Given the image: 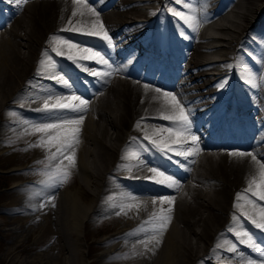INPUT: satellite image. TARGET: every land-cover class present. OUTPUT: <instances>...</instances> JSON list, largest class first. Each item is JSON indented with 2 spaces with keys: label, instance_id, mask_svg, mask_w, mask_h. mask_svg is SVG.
Wrapping results in <instances>:
<instances>
[{
  "label": "bare ground",
  "instance_id": "6f19581e",
  "mask_svg": "<svg viewBox=\"0 0 264 264\" xmlns=\"http://www.w3.org/2000/svg\"><path fill=\"white\" fill-rule=\"evenodd\" d=\"M213 1L211 10L199 11ZM185 2L188 7L176 0H80L79 7L87 3L99 14L114 45L109 47L101 36L84 34L96 17H73L76 0H0V168L14 175L13 191L0 207V227L19 222L4 229L12 239L5 253L15 263L264 264V231L234 207L249 180L259 179L258 167L249 155L230 154L251 153L264 163V0ZM168 8L195 17L198 26ZM69 19L81 30L61 31ZM53 35L98 51L112 68L95 58L80 60L85 71L57 56ZM91 70L111 74L97 77ZM225 78L226 88H218ZM157 87L191 112L198 152L165 154L143 138L146 130L171 126L159 118L163 101L151 91ZM70 95L86 100L87 111L58 110L83 116L75 166L61 184L50 178L47 151L35 146L42 134L32 126L55 122L41 111L44 103ZM28 160L29 170L17 167ZM28 173L40 177L19 183ZM163 177L176 184L155 182ZM165 197L173 204H162ZM247 199L256 201L251 193ZM240 203L252 209L246 200ZM170 206L171 222L159 244L146 248L141 241L153 233L145 221Z\"/></svg>",
  "mask_w": 264,
  "mask_h": 264
},
{
  "label": "snow or ice",
  "instance_id": "6c2138e0",
  "mask_svg": "<svg viewBox=\"0 0 264 264\" xmlns=\"http://www.w3.org/2000/svg\"><path fill=\"white\" fill-rule=\"evenodd\" d=\"M12 3H18V0H10ZM27 2V0H25ZM78 8L76 11H73L72 16L75 17L77 13L81 17L90 15L96 17L94 21H89L91 24L90 28H85L84 34L101 36L102 39L107 41L109 47H113V42L111 37H109L108 32L104 29L103 25L99 21V14L94 7L89 6L87 3H84L82 8L79 7L80 0H76ZM177 3L184 4L185 7H188L185 0H176ZM172 15L177 17L179 20L184 21L190 27L198 26V21L195 17H188L183 12L176 9L171 10ZM80 27L72 26V20L69 19L68 24L61 29V31H80ZM52 51L55 52L57 56H66L68 60L77 63L78 66L83 68L85 71H89L85 65L79 64L80 60H87L95 58L97 63L107 67L112 68V65L109 63V60L105 58L104 55H101L98 51H93L88 47H79L74 43H69L66 39H63L59 36L53 35L51 38ZM75 49L78 52L77 55H73L72 51ZM43 57H48L49 53L44 51L42 53ZM41 65H44V60H41ZM54 66V65H50ZM226 67H231L227 65ZM93 76H108L111 73L104 72L101 73L96 70H91L89 72ZM55 78V77H53ZM64 84H67V80L61 81ZM247 82V81H246ZM227 86V79L220 82L218 88L224 89ZM145 91L149 90L147 84L144 85ZM151 91L158 94V96L153 99H162L163 106L160 110L159 118L171 122V126H161L159 128H152L150 131L146 130L144 132V139L150 140L152 146L157 150L167 154L168 152H174L177 155L181 153H186L192 155L194 152H198V143L199 138L196 134L192 132V120L191 112L186 111V107L181 104L176 95L171 94L168 91H161L160 88H152ZM78 100L79 104H70L69 101ZM68 109L70 112L75 113H84L87 111V101L81 99L78 96L70 95L68 97H57L55 102L49 105V103H44L43 109L41 111H47L48 114L53 117L55 122L44 123L40 125H33L32 130L34 133L42 134L38 143L35 145L37 147L43 148L47 151V162L48 166H51L54 170L49 174L50 178H54V182L64 183L70 177V168L75 166V150L74 146L79 142L78 133L80 131V125L83 123V116L72 117L68 115L67 112H61L58 110ZM141 122H137V127L140 126ZM166 133L167 135H163ZM155 137V139L153 138ZM135 139V138H134ZM191 141V145L188 148H184L183 144ZM177 144L179 147H172V145ZM55 149V152L52 151ZM231 155H238L244 157L245 155L251 156L252 162L258 167V176H253L248 183V187L244 192L238 193L236 196V203L234 207L241 212L243 216L251 221V223L259 230L264 231V205H260L258 201H264V163H261L257 157L251 153L244 152H233ZM67 160V166L64 165V161ZM52 161H57L58 163L52 165ZM151 171L155 173L157 177H161L162 173L157 172L155 168H152ZM167 181L168 186H173L176 184L175 180H172L168 177H163V179H157L156 183H165ZM248 193H251L252 197L256 198V201L247 199ZM247 201L248 204L252 205V209L246 210L240 201ZM162 204L167 203L169 205L173 204V200L170 198H163L160 201ZM156 201L153 200V204ZM54 206V204H53ZM139 207V205H135ZM41 207H44V204H41ZM126 207L131 208L133 205H126ZM256 209H259L258 216ZM172 207L165 209H160L158 212L154 211L148 221H145L146 225H151V232L153 233L150 238H146L144 241H141L147 244L155 241L159 244L158 237L163 234L167 229L169 223L171 222ZM233 221H236V216L232 217ZM148 229L141 228V231H147ZM240 236H249L247 232L238 233ZM251 239V237H249ZM233 247L231 251H235ZM259 251V248H257Z\"/></svg>",
  "mask_w": 264,
  "mask_h": 264
},
{
  "label": "rangeland",
  "instance_id": "374dc122",
  "mask_svg": "<svg viewBox=\"0 0 264 264\" xmlns=\"http://www.w3.org/2000/svg\"><path fill=\"white\" fill-rule=\"evenodd\" d=\"M207 7L205 9H199L201 12L207 11ZM211 34H215V32H211ZM212 59H214L212 57ZM110 63V61H109ZM25 153H28V151H25ZM30 160V159H29ZM20 162L18 164L17 167L20 168H26V169H30L28 167L31 166L30 162ZM7 169H1L0 168V207L4 205L5 200L7 199V195L9 194V192L13 191L12 190V186H13V176L14 175H7ZM26 171V170H25ZM21 177L24 176V180L20 181L19 183H23L24 184H29V182L36 180L37 178L40 177V174H36V173H28L27 175H20ZM18 176V177H20ZM4 217H6V215H4ZM1 221H4L3 217H0V223ZM19 223V222H18ZM17 222L14 223L13 226L10 225H4V227H0V264H19L18 262L15 263L13 259H11L10 256L6 255V249L9 247L10 243H11V236L8 235L7 233H5L4 229L5 228H9V227H16L18 226ZM9 233V232H8ZM24 256V255H21ZM28 256V255H27ZM55 264H58V262H56Z\"/></svg>",
  "mask_w": 264,
  "mask_h": 264
}]
</instances>
